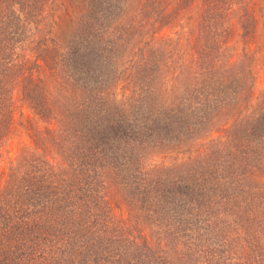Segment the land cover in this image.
<instances>
[{
	"label": "trees",
	"instance_id": "16d2710c",
	"mask_svg": "<svg viewBox=\"0 0 264 264\" xmlns=\"http://www.w3.org/2000/svg\"><path fill=\"white\" fill-rule=\"evenodd\" d=\"M55 1L0 0V159L16 85L46 122L0 180V264H264V90L201 155L147 165L251 100L254 54L235 57L230 45L235 7L243 37L256 27L246 0H205L193 54L170 89L166 51L149 39L170 23L164 0H68L78 11L60 44L44 25ZM130 55L125 102L115 88ZM39 62L63 80L52 97L34 73Z\"/></svg>",
	"mask_w": 264,
	"mask_h": 264
},
{
	"label": "rangeland",
	"instance_id": "374dc122",
	"mask_svg": "<svg viewBox=\"0 0 264 264\" xmlns=\"http://www.w3.org/2000/svg\"><path fill=\"white\" fill-rule=\"evenodd\" d=\"M249 10L254 13L257 18V24L253 32L247 36H242V28L239 24L242 16L241 8L235 7L231 10V28L233 36L230 45L233 49L234 56L237 57L246 47L249 52L254 54L252 61L253 72L255 75V83L253 87V95L249 103L245 106L240 116L228 118L222 121L219 127L212 129L202 137L195 140L188 146L180 148L166 149L164 151L155 152L149 156L147 165H174L189 161L201 155L208 145L215 140L225 139V128L233 123L236 119H240L249 114L258 102L261 93L264 90V0H246ZM163 6L166 8L163 14H168L170 23L164 26H158L156 32L149 36L153 45H162L166 51V58L162 65L165 70L163 75L166 86L170 89L173 85L178 68L181 64L188 60L193 54L194 37L201 32V22L206 8L205 0H196L188 7L181 8L177 6L178 0H164ZM54 12L50 20H45L46 30L50 29V38L57 43H61L64 38V32H67L70 26L68 18H75L77 8L68 0H56ZM51 42V40H50ZM133 55V54H132ZM133 57L125 59L122 63V75L119 78L115 94L122 101H129L132 97L134 87V77H132ZM40 66L34 69L35 75L41 77L45 89L50 97L64 83L60 75L47 67L43 62H39ZM15 123L13 131L6 141L3 155L0 159V180L5 182L10 166L23 153H27L33 149L34 142L32 132L34 128H42L46 125L35 109L30 105L28 100L23 97L20 85L15 86ZM115 213L121 218H127L129 208L125 200L119 195L112 196ZM237 239L236 237L234 238ZM150 241L154 243V237L150 236Z\"/></svg>",
	"mask_w": 264,
	"mask_h": 264
}]
</instances>
